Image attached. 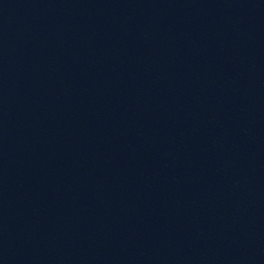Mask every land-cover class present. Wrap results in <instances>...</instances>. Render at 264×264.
<instances>
[{"label": "water", "instance_id": "1", "mask_svg": "<svg viewBox=\"0 0 264 264\" xmlns=\"http://www.w3.org/2000/svg\"><path fill=\"white\" fill-rule=\"evenodd\" d=\"M0 264H264V0H0Z\"/></svg>", "mask_w": 264, "mask_h": 264}]
</instances>
